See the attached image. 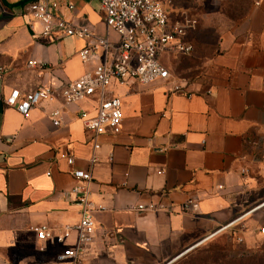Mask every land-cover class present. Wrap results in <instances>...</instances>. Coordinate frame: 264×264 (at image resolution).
Returning <instances> with one entry per match:
<instances>
[{
	"label": "crops",
	"instance_id": "1",
	"mask_svg": "<svg viewBox=\"0 0 264 264\" xmlns=\"http://www.w3.org/2000/svg\"><path fill=\"white\" fill-rule=\"evenodd\" d=\"M39 1L59 4L57 16L77 27L118 40L98 0H0V264H61L57 257L74 245L75 233L59 245L39 240L36 230L58 237L79 223L81 208L69 194L78 184L74 171L91 174L94 207L93 241L77 264H174L231 230L247 253L259 251L264 0H224L192 14L201 21L195 54L163 59L169 82L113 86L123 104L122 130L96 139L84 129L92 102L45 100L26 117L4 102L12 90L57 88L96 66L78 56L84 40L42 35L43 26L25 14Z\"/></svg>",
	"mask_w": 264,
	"mask_h": 264
},
{
	"label": "built area",
	"instance_id": "2",
	"mask_svg": "<svg viewBox=\"0 0 264 264\" xmlns=\"http://www.w3.org/2000/svg\"><path fill=\"white\" fill-rule=\"evenodd\" d=\"M104 15L108 31L118 37L116 42L107 37L96 36L89 28L77 27L57 16L60 8L57 3L39 1L30 4L25 14L30 21L43 26V36H55L56 39L75 37L85 41L84 48L78 53L84 63L96 62L94 70L78 80L62 84L57 88L40 87L30 93L12 90L4 102L26 117L30 111L45 100L60 99L64 106H75L83 102L95 104L94 116L86 118L81 110L80 118L84 120V129L93 138L105 134L119 135L122 130V101L112 96L113 86H127L131 83L152 85L171 80V74L163 63L166 56L189 57L193 54L190 36L199 26L197 17L187 12H168L160 0H98ZM263 0H254L260 5ZM67 10L74 11L72 5ZM37 65V64H33ZM6 70L0 67V81ZM175 93L180 88H175ZM210 95V92H208ZM54 126L61 125V112L56 110L51 115ZM100 145L95 142L94 151ZM70 166L74 164L73 156L66 157ZM264 158V154H263ZM96 163V158L92 159ZM73 177L78 183L69 194L75 197V203L81 208V218L77 225L67 228L62 236L54 237L47 229L37 231L38 239H51L59 245L75 233L74 245L64 247L57 257L61 264H77L80 257L93 241L94 222L91 216L94 210L89 200L91 174L74 171ZM138 211H144L142 206ZM264 235V228L260 230Z\"/></svg>",
	"mask_w": 264,
	"mask_h": 264
},
{
	"label": "rangeland",
	"instance_id": "3",
	"mask_svg": "<svg viewBox=\"0 0 264 264\" xmlns=\"http://www.w3.org/2000/svg\"><path fill=\"white\" fill-rule=\"evenodd\" d=\"M166 5V10L170 13L187 12L190 15H197L201 11L207 12L215 5L224 6V0H161ZM200 21V18L197 17ZM201 22V21H200ZM199 27V26H198ZM199 33L197 28L190 36V42L193 46V54L195 52V44L193 42L194 36ZM186 58V57H185ZM189 58V57H188ZM181 61V59L179 60ZM176 78V77H175ZM174 79V78H173ZM179 78L174 79L178 81ZM113 88V87H112ZM111 88V89H112ZM264 217V210L258 215L257 219ZM262 224H264L262 222ZM262 226V225H261ZM264 228V225L262 226ZM262 228H260L261 230ZM235 230L222 233L214 239L208 242L206 239L196 249L184 255L174 264H248L252 262L254 264L258 260V264H264V235L259 242V251L253 253H247L243 247V241L238 238ZM207 242V243H206Z\"/></svg>",
	"mask_w": 264,
	"mask_h": 264
},
{
	"label": "trees",
	"instance_id": "4",
	"mask_svg": "<svg viewBox=\"0 0 264 264\" xmlns=\"http://www.w3.org/2000/svg\"><path fill=\"white\" fill-rule=\"evenodd\" d=\"M259 262H258V260H257V262H255L254 264H258ZM248 264H252V262H248Z\"/></svg>",
	"mask_w": 264,
	"mask_h": 264
},
{
	"label": "water",
	"instance_id": "5",
	"mask_svg": "<svg viewBox=\"0 0 264 264\" xmlns=\"http://www.w3.org/2000/svg\"><path fill=\"white\" fill-rule=\"evenodd\" d=\"M188 253V252H185V254Z\"/></svg>",
	"mask_w": 264,
	"mask_h": 264
},
{
	"label": "bare ground",
	"instance_id": "6",
	"mask_svg": "<svg viewBox=\"0 0 264 264\" xmlns=\"http://www.w3.org/2000/svg\"><path fill=\"white\" fill-rule=\"evenodd\" d=\"M199 245H200V244H199ZM199 245H198V246H199Z\"/></svg>",
	"mask_w": 264,
	"mask_h": 264
}]
</instances>
